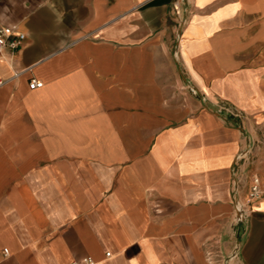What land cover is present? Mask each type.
<instances>
[{
    "label": "crops",
    "instance_id": "crops-1",
    "mask_svg": "<svg viewBox=\"0 0 264 264\" xmlns=\"http://www.w3.org/2000/svg\"><path fill=\"white\" fill-rule=\"evenodd\" d=\"M0 26L25 35L0 61V264H264L239 159L264 0H0Z\"/></svg>",
    "mask_w": 264,
    "mask_h": 264
},
{
    "label": "built area",
    "instance_id": "built-area-1",
    "mask_svg": "<svg viewBox=\"0 0 264 264\" xmlns=\"http://www.w3.org/2000/svg\"><path fill=\"white\" fill-rule=\"evenodd\" d=\"M24 33L14 29L10 26H0V61L3 60L2 52L5 48H9L11 51L16 50L21 45L22 41L24 40ZM42 85L40 81L32 79L29 82V88L34 89L38 88ZM226 110L230 111L228 108ZM246 152H242L239 156V159L242 160ZM237 180L234 185V191H237ZM261 194V181L259 176L256 173L251 175V181L247 193V204L255 199H257ZM246 204V205H247ZM235 211H236V220L239 221L245 217L246 213V206L235 204ZM6 252V249H3ZM239 250V245L237 244L233 255H235ZM109 253H106L108 255ZM70 264H99L98 261L92 259L91 257H82L79 261L72 260Z\"/></svg>",
    "mask_w": 264,
    "mask_h": 264
},
{
    "label": "rangeland",
    "instance_id": "rangeland-1",
    "mask_svg": "<svg viewBox=\"0 0 264 264\" xmlns=\"http://www.w3.org/2000/svg\"><path fill=\"white\" fill-rule=\"evenodd\" d=\"M178 70L182 71V75L185 76L183 67L178 66ZM181 87L180 90L184 91L186 94H192L197 93L196 89L193 87H190V84L187 82L180 83ZM256 137L254 139H251L247 147L245 148L244 152H246V155L244 156V162L247 165V167L251 170L257 173V175L260 178L261 181V194L264 188V182L261 179L262 174L264 173V124H261L256 129Z\"/></svg>",
    "mask_w": 264,
    "mask_h": 264
}]
</instances>
